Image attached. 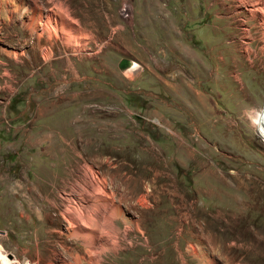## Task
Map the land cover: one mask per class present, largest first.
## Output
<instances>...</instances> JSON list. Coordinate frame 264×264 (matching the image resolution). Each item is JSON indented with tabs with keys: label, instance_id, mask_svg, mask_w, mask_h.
Here are the masks:
<instances>
[{
	"label": "rangeland",
	"instance_id": "rangeland-1",
	"mask_svg": "<svg viewBox=\"0 0 264 264\" xmlns=\"http://www.w3.org/2000/svg\"><path fill=\"white\" fill-rule=\"evenodd\" d=\"M0 35L1 264L84 256L69 212L96 264H264V0H0Z\"/></svg>",
	"mask_w": 264,
	"mask_h": 264
},
{
	"label": "bare ground",
	"instance_id": "bare-ground-1",
	"mask_svg": "<svg viewBox=\"0 0 264 264\" xmlns=\"http://www.w3.org/2000/svg\"><path fill=\"white\" fill-rule=\"evenodd\" d=\"M29 20V19H28ZM23 22V21H22ZM24 25H26V27L30 28V29H34L35 26L33 20H29L27 23H25ZM44 29V28H43ZM47 30V29H45ZM71 32V30H70ZM68 35V34H67ZM69 36V35H68ZM1 35H0V39H1ZM64 40L67 41V39L65 38V36H63ZM68 42V41H67ZM121 63L123 64V66H125L124 68L130 67L131 66V61L125 60L123 59L121 61ZM136 66V64L131 68L133 69ZM264 108V106L262 107ZM92 184V183H91ZM93 185V184H92ZM94 188H96V185ZM92 186V188H93ZM99 187V186H98ZM104 187V186H103ZM97 189V188H96ZM106 189V188H105ZM98 190V189H97ZM103 190V189H102ZM92 191H94L92 189ZM95 193L97 192L96 190L94 191ZM92 194V193H91ZM93 195V194H92ZM96 194H94L95 196ZM104 195V194H103ZM89 196H91L89 194ZM93 196V197H94ZM103 197V199L107 198L106 195L105 196H101ZM105 197V198H104ZM90 198V197H89ZM112 198V197H111ZM91 199V198H90ZM95 199V198H94ZM102 199V198H101ZM100 199V200H101ZM109 199V198H108ZM96 201H98V199H96ZM102 201V200H101ZM107 201V200H106ZM100 202V201H99ZM109 207L110 205H113L112 201L109 200ZM106 203V204H108ZM92 204V203H91ZM101 203H99L100 205ZM103 204V203H102ZM98 205V206H99ZM104 205V204H103ZM92 206V205H90ZM114 206V205H113ZM93 207L98 208L97 205H93ZM112 207V206H111ZM110 207V209H111ZM92 208V207H91ZM66 213V212H65ZM64 213V215H65ZM89 214V213H88ZM83 215V214H82ZM94 215V216H93ZM86 215L84 216V219L82 220L80 218V216L77 215H72L69 213H67L64 216V219H69V223L72 222L73 226H71L70 224H67L66 226V230L67 231H72L71 234H75V236L77 235L80 239H82L83 243H84V256L78 257L77 254L72 258V260H66L64 258H61L59 263H52V262H48L46 264H96L97 262V257L95 256V253L98 252L99 250H103V248L107 249V248H111L114 249L115 246V241L113 239V237L109 236L107 233H102L101 232V226L103 227V217H100V215ZM104 215V214H103ZM108 215V214H107ZM82 217V216H81ZM106 217V215H105ZM109 217V216H107ZM107 219V218H106ZM109 219V218H108ZM107 222V221H106ZM112 222V221H110ZM105 223V221H104ZM110 226V224H108ZM104 228V227H103ZM106 228V227H105ZM70 234V235H71ZM38 240V239H37ZM117 245V244H116ZM76 252V251H75ZM68 259V258H67ZM100 259V258H99ZM39 262H37L38 264ZM1 264V263H0Z\"/></svg>",
	"mask_w": 264,
	"mask_h": 264
},
{
	"label": "clouds",
	"instance_id": "clouds-1",
	"mask_svg": "<svg viewBox=\"0 0 264 264\" xmlns=\"http://www.w3.org/2000/svg\"><path fill=\"white\" fill-rule=\"evenodd\" d=\"M252 113H254V115H252ZM248 115L252 127L258 135L264 139V108L251 109Z\"/></svg>",
	"mask_w": 264,
	"mask_h": 264
},
{
	"label": "built area",
	"instance_id": "built-area-1",
	"mask_svg": "<svg viewBox=\"0 0 264 264\" xmlns=\"http://www.w3.org/2000/svg\"><path fill=\"white\" fill-rule=\"evenodd\" d=\"M256 132V131H255ZM256 134H257V137H259V139L261 140V142L264 144V139H262L259 135H258V133L256 132Z\"/></svg>",
	"mask_w": 264,
	"mask_h": 264
},
{
	"label": "water",
	"instance_id": "water-1",
	"mask_svg": "<svg viewBox=\"0 0 264 264\" xmlns=\"http://www.w3.org/2000/svg\"><path fill=\"white\" fill-rule=\"evenodd\" d=\"M122 61V60H121ZM121 61L119 62V67L120 68H123V67H125V66H123V64L121 63Z\"/></svg>",
	"mask_w": 264,
	"mask_h": 264
},
{
	"label": "crops",
	"instance_id": "crops-1",
	"mask_svg": "<svg viewBox=\"0 0 264 264\" xmlns=\"http://www.w3.org/2000/svg\"><path fill=\"white\" fill-rule=\"evenodd\" d=\"M263 88H264V86H263Z\"/></svg>",
	"mask_w": 264,
	"mask_h": 264
}]
</instances>
